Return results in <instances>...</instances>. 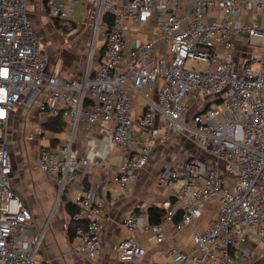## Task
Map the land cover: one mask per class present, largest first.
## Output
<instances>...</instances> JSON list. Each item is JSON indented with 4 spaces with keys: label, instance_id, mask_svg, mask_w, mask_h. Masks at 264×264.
<instances>
[{
    "label": "built area",
    "instance_id": "obj_1",
    "mask_svg": "<svg viewBox=\"0 0 264 264\" xmlns=\"http://www.w3.org/2000/svg\"><path fill=\"white\" fill-rule=\"evenodd\" d=\"M85 2L46 0L52 17L68 21L69 4ZM91 9L94 41L106 13L115 14L106 28L105 50L93 70L87 65L82 76L65 78L47 71L50 57L29 1L0 0V264H53L40 252L58 204L75 206L70 219L81 223L75 230L76 251L95 260L102 249L105 204L81 190L66 197L79 166L90 162L73 149V136L38 156L37 166L58 187L54 210L41 226L14 189L9 125L20 103L61 115L73 132L106 123L124 156L114 176L122 188L138 178L159 141L180 134L194 143L196 150L177 157L159 178V185L171 191L160 203V221H150L146 207L131 209L123 218L126 236L116 246L119 260L146 254L135 238L138 227L163 244L200 218L201 205L211 201L217 203V217L193 233L191 244L170 246L171 261L159 264H233L236 258L254 264L251 233L264 258V0H93ZM151 14L148 21L158 33L131 46L125 21ZM244 36L259 51H248L238 65L235 37ZM137 96L143 99L138 111Z\"/></svg>",
    "mask_w": 264,
    "mask_h": 264
},
{
    "label": "crops",
    "instance_id": "obj_2",
    "mask_svg": "<svg viewBox=\"0 0 264 264\" xmlns=\"http://www.w3.org/2000/svg\"><path fill=\"white\" fill-rule=\"evenodd\" d=\"M89 1L93 4V0ZM86 2L84 4H69L72 11L71 21L76 22L90 13L92 5H88ZM155 14L144 15L138 21H128L125 35L131 46L137 45L150 38L151 35L158 33L153 27L155 24L148 21L150 19L153 20ZM74 34L76 33H71V36ZM86 47L85 43L78 41L72 43V45L62 46L61 51L57 49V53H54L55 56L49 55L50 62L47 71H57L65 78L82 76L85 71ZM245 48L242 43H237L235 60L238 65H241L249 56V52ZM44 49L48 53L46 48ZM135 100L138 105L136 111H138L143 104V99L137 96ZM28 112L25 104L20 103L17 111L11 115L9 128L12 127L15 131L18 130L20 121L27 116ZM28 117H30L29 114ZM40 122L36 120L34 124H40ZM70 126V122L65 121L64 128L61 131L50 130L47 133L49 135L41 137V144L43 143L45 146H51L54 143L64 145L71 141L73 136V149L89 159V164L79 166L78 178L69 185L66 197L72 195L76 190H81L91 193V197L95 202H103L105 204L106 211L104 213L103 228L101 229L102 249L95 260H90L76 251L75 229H72L71 234L69 231L71 214L67 209V205L58 204L55 208L56 211L50 217V225L40 252L42 257L52 259L53 264L166 263L171 261V257L167 255V249L170 246L184 247L191 244L193 233L197 230L205 229L207 224L217 217L216 202L211 201L202 204V216L196 219L183 232L170 234L167 241L163 244H158L151 234L144 232L143 229L138 227L135 230V238L146 247V254L135 260H119L116 254V246L118 241L126 236V232L121 225L123 218L131 209L138 207H146L148 212L153 206L159 208L161 201L171 194L170 190L159 185V178L169 172L177 157L181 156L183 158L188 155L180 154L183 150L185 151L186 147L182 144L183 140L187 141V139L180 134H175L169 140L159 141L150 155L148 164L141 170L138 178L129 183L126 188H122L114 180V176L124 156L121 148L112 143L106 131L107 124L104 122L97 123L91 130H85L82 126H79L75 132ZM10 131L12 134V130ZM96 160L101 161L102 165H97L95 163ZM35 161V168L38 172L34 173L33 183L31 182L34 193L27 199V202L31 209H37L41 212L36 219V224L39 227L44 223L51 211L54 210L58 187L54 178L42 171L37 166V160ZM248 244L252 250L254 264H264V258L261 255L263 247L258 242L255 234L251 233L248 236ZM233 264L245 263L236 258Z\"/></svg>",
    "mask_w": 264,
    "mask_h": 264
},
{
    "label": "rangeland",
    "instance_id": "obj_3",
    "mask_svg": "<svg viewBox=\"0 0 264 264\" xmlns=\"http://www.w3.org/2000/svg\"><path fill=\"white\" fill-rule=\"evenodd\" d=\"M28 1L30 16L32 17L34 27L49 55L52 54V56H55L54 53H57V49H60L61 51L62 46L68 44L72 45V43L81 41L87 45L85 55V69L87 68V65H89L93 70V68H95L99 63L100 55L102 53L101 50L105 43L107 25L103 23V25L100 27V30H98V38L96 41H94L96 33V19L91 18V10L86 17L77 20L76 22L64 19L56 20L49 14L46 0ZM86 4L90 6L92 5L89 0L86 2ZM246 14V11H243V19L246 18ZM252 14L259 16V14L256 12H252L251 15ZM128 23V21H125L126 26ZM153 27L158 31L157 26L154 25ZM71 33L76 34L71 36ZM244 37L245 38L241 40L243 43L237 37H235V40H237L236 42L238 44L242 43L243 46L246 47L245 49L248 51H259V47H253L249 43L248 37ZM251 46L253 48H251ZM93 51L94 56L91 58L90 55ZM25 107L29 112L26 114L27 116L23 117V119L20 121L18 130L15 131L12 127L10 128V130H12L10 141L13 161V186L16 192L24 199L26 204L29 205L27 199L34 193L31 187V182L33 183L34 173L38 172V170L35 168V160H37L38 156L44 152L42 150L45 149V152L56 151L62 144L54 143L53 145L51 144V146H45L43 143L41 144V137L49 135L47 133L50 131L49 129H45L42 123L43 121H49L50 116L43 114L42 112L40 113L36 103L32 106L25 105ZM28 114L30 117H28ZM36 120L41 121L40 124H34ZM182 145H184L186 148L185 151L183 150L180 154L189 155L196 150L194 143L189 140H183ZM179 158L182 157L179 156ZM32 211L34 212V221L36 224V219L41 214V212L33 208Z\"/></svg>",
    "mask_w": 264,
    "mask_h": 264
},
{
    "label": "trees",
    "instance_id": "obj_4",
    "mask_svg": "<svg viewBox=\"0 0 264 264\" xmlns=\"http://www.w3.org/2000/svg\"><path fill=\"white\" fill-rule=\"evenodd\" d=\"M56 20L60 19L58 17H54ZM115 21V14L113 13H106V15L103 18V23H105L107 25V27L111 26ZM105 50V45H103V48L101 50V54H103ZM43 127L45 129H49V130H53V131H61L64 128L65 125V121L64 119L61 117V115H51L50 116V120L49 121H44L43 123ZM67 209L69 210L70 214H73L75 211V206L71 203L67 204ZM163 215V210L161 208H158L157 206H153L150 208L149 210V219L150 221H160L161 216ZM81 223L78 221H75L73 219H71V223H70V234L72 233V229L77 228L78 225H80Z\"/></svg>",
    "mask_w": 264,
    "mask_h": 264
}]
</instances>
